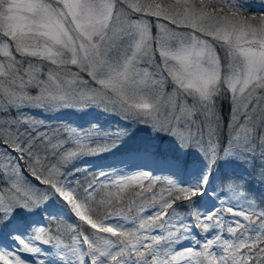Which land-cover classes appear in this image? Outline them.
<instances>
[{
    "label": "snow or ice",
    "instance_id": "obj_1",
    "mask_svg": "<svg viewBox=\"0 0 264 264\" xmlns=\"http://www.w3.org/2000/svg\"><path fill=\"white\" fill-rule=\"evenodd\" d=\"M0 264H264V0H0Z\"/></svg>",
    "mask_w": 264,
    "mask_h": 264
},
{
    "label": "rangeland",
    "instance_id": "obj_2",
    "mask_svg": "<svg viewBox=\"0 0 264 264\" xmlns=\"http://www.w3.org/2000/svg\"><path fill=\"white\" fill-rule=\"evenodd\" d=\"M85 79H88L87 75L84 76ZM227 109V108H226ZM47 115V114H45ZM95 115V113L93 114ZM66 117L69 121H76L77 123H83V120L84 119H92L93 116H88V117H84L83 119L80 118L78 115L76 114H72L71 112H67L65 113L61 118H64ZM38 119H43L44 117L43 116H38L37 117ZM60 118V119H61ZM99 119L101 120L102 123H104L105 121H107V123L105 124V127L106 128H109V129H114L116 128L117 126L119 127H123V124L120 123L115 117H112V118H109V117H106V116H100ZM53 121H48L49 123L55 125V124H58L59 122H57L58 119H52ZM144 131L141 130L140 131V134L141 135H144ZM111 161L110 160H103V161H95V163H110ZM117 167L119 168H124L125 165H117Z\"/></svg>",
    "mask_w": 264,
    "mask_h": 264
},
{
    "label": "trees",
    "instance_id": "obj_3",
    "mask_svg": "<svg viewBox=\"0 0 264 264\" xmlns=\"http://www.w3.org/2000/svg\"><path fill=\"white\" fill-rule=\"evenodd\" d=\"M224 108H225V113H226L227 112V109H226L227 108V104L224 105ZM50 121H53V120H50ZM64 121H69V120L66 117L57 120V122H59V123H62ZM138 135L141 136V137H146L147 134L145 132L144 135H141L140 132H139ZM249 195L256 196L257 198H259L260 193H259V190L257 188H253L249 192Z\"/></svg>",
    "mask_w": 264,
    "mask_h": 264
}]
</instances>
